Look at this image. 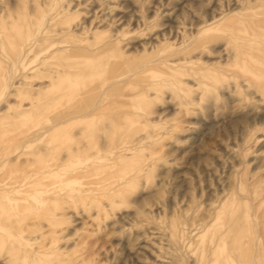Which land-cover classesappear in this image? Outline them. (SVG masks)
Here are the masks:
<instances>
[{
	"label": "rangeland",
	"instance_id": "1",
	"mask_svg": "<svg viewBox=\"0 0 264 264\" xmlns=\"http://www.w3.org/2000/svg\"><path fill=\"white\" fill-rule=\"evenodd\" d=\"M0 37V264H264V0H0Z\"/></svg>",
	"mask_w": 264,
	"mask_h": 264
},
{
	"label": "bare ground",
	"instance_id": "2",
	"mask_svg": "<svg viewBox=\"0 0 264 264\" xmlns=\"http://www.w3.org/2000/svg\"><path fill=\"white\" fill-rule=\"evenodd\" d=\"M224 16V15H223ZM13 36L18 40V41H23V39L26 37V34L25 33H23V32H21L20 30H15L14 31V34H13ZM1 38V37H0ZM15 40V39H14ZM184 50V49H183ZM182 50V51H183ZM106 51V50H105ZM18 54V52H17V50L16 49H14V51H12V55H17ZM14 59V58H13ZM23 58H21V60H22ZM18 60V59H17ZM20 60V59H19ZM43 63V62H42ZM87 65V64H86ZM144 68V67H143ZM56 69V68H55ZM54 69V70H55ZM59 69V68H58ZM62 70V69H61ZM60 70V71H61ZM141 70V69H140ZM139 70V67H137L136 66V68L134 67V70H133V72L136 74L138 71H140ZM127 75V74H126ZM124 77H125V74H124ZM122 78V77H121ZM127 83V82H126ZM111 86V85H110ZM109 87V86H108ZM107 89V88H106ZM96 109V108H95ZM95 109H93V110H95ZM64 123V122H63ZM58 125H59V123H58ZM47 130V129H46ZM48 132V131H47ZM39 138V137H38ZM36 140V139H35ZM24 146V145H23ZM232 218V217H231ZM237 220V219H236Z\"/></svg>",
	"mask_w": 264,
	"mask_h": 264
}]
</instances>
